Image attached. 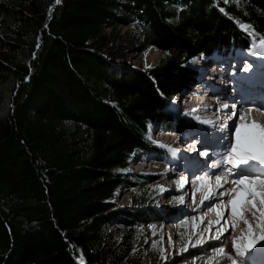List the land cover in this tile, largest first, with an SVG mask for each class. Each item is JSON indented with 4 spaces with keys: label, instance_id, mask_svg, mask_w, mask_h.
Segmentation results:
<instances>
[{
    "label": "trees",
    "instance_id": "obj_1",
    "mask_svg": "<svg viewBox=\"0 0 264 264\" xmlns=\"http://www.w3.org/2000/svg\"><path fill=\"white\" fill-rule=\"evenodd\" d=\"M121 26L155 66L106 51ZM256 45L264 0H0V264H158L135 252L143 216L111 201L152 182L128 160L157 151L149 124L185 127L166 106L187 61Z\"/></svg>",
    "mask_w": 264,
    "mask_h": 264
},
{
    "label": "bare ground",
    "instance_id": "obj_2",
    "mask_svg": "<svg viewBox=\"0 0 264 264\" xmlns=\"http://www.w3.org/2000/svg\"><path fill=\"white\" fill-rule=\"evenodd\" d=\"M159 54L160 52L152 47L148 49L144 55L146 66L151 67L155 65L159 58ZM259 54L264 53L253 51L249 53L250 56H243L241 53L238 55L235 54L229 62L227 58H222L224 61L222 64L225 65L226 71H229L228 67L230 68L231 64L236 68L241 63H246L248 65V69L253 68V71H251L249 75H242L236 70L232 75V78H237V83L234 84L235 86H241L240 83H243L244 91L247 88H250L252 92L258 96L255 102L258 103L257 105L259 106L256 107L260 108L261 110L259 111L255 107H250L246 110V115H248L250 118L246 117L242 121L240 126V134L242 140H249L257 145L258 154H264V67L260 68L261 66H264V55L260 56ZM218 59L219 58L217 57L211 58L202 63L197 60H192L191 64L198 65L197 69H200L201 67L202 70H205L204 68H206V65L209 62L213 61V63H215ZM211 69L213 70V67H211ZM212 70H209V72ZM225 98L228 99L227 96ZM243 99L251 100V96L245 93ZM184 102L186 104L182 107L179 105L180 103H178L177 99L171 100L169 104L171 103L176 108H178L177 106L179 105L181 109L185 110L187 114L196 115L198 118L196 122L201 123V127H203L204 131L210 133L216 139V141L222 144L223 142L221 141H225L226 137H228V133L219 129H221L222 123L227 121V115L230 113V110H227L223 105L219 106V103L216 100L213 101V105L215 106L214 108H212L209 103V105H207L206 108L202 110H197V105H195V102H193L191 99H186ZM219 113H221V115H219ZM222 134H225L224 137H220ZM153 137V139L159 142V144L167 145L165 142H163V138L158 137L156 133ZM197 137H199L198 134H188L184 136L183 139ZM229 152L230 146L228 148H224L220 154L221 156L226 155V157H228ZM175 156L176 154H172V157ZM138 161L139 159L136 160L134 164H137ZM148 162L150 163V170H153L155 165H153L151 161L148 160H145L144 164L138 165L136 170L142 171L145 167L148 168ZM229 165L230 163L227 162V159L221 162L220 168L218 170H214L211 174V177L213 178L212 181L194 182L197 188H195V191L191 192L185 203L188 206H191V209H189V215L196 214L202 209V207L206 209L207 213L205 218L199 221L198 228L204 227L206 224H210L209 222L211 221L210 229L214 230L218 226H221L223 221H225L226 231L223 234L222 239L227 240L226 253L233 258V262H235V264H244L245 258H247L248 255L243 254L240 256V254L234 250L233 246L234 242L235 244L243 242L247 245V233L249 226H251V228L254 226L258 233H260L258 224L261 223V211H264V187H261L259 184L251 185L250 182L253 179H262V177H264V165H260L256 161H250L249 164L242 165L240 170H238L239 172L244 175H248L249 173L252 174L249 176V180L244 185H238L235 183L236 180L240 179V177L236 174L225 175L224 171L220 170L222 166L225 167ZM168 166L169 165L166 164L163 167V170H165ZM217 176L221 177L219 185L217 184L216 180ZM162 179L163 178L159 180V185L166 184V182ZM199 187H201V190H198ZM251 190L256 192L255 196L251 195ZM207 195H211L209 200L205 199V196ZM234 199L237 201V216H233L231 211V201ZM214 208L216 209L215 211L213 210ZM217 211L220 213L219 216L217 215ZM169 218H174L177 221H186L182 219L183 213L181 212H178L175 217H171L169 214L155 216V219H158L159 221ZM245 220L248 221V224L244 223ZM254 232L255 231L252 230L253 235L256 237ZM228 233H230L229 236ZM242 237L245 239L242 240ZM256 238V242L248 250L250 252H256L254 258L264 255V247H261L264 241L260 240L258 237ZM255 245L256 247H253ZM251 264H264V261L256 260V263H254L252 260Z\"/></svg>",
    "mask_w": 264,
    "mask_h": 264
},
{
    "label": "rangeland",
    "instance_id": "obj_3",
    "mask_svg": "<svg viewBox=\"0 0 264 264\" xmlns=\"http://www.w3.org/2000/svg\"><path fill=\"white\" fill-rule=\"evenodd\" d=\"M225 1L229 2L230 0ZM129 30V27L127 26H121L113 32L106 28L105 32H110L109 47L114 46V48H108L106 51L118 52L120 55L118 56V62L123 64L127 69L149 68L150 66H146L144 61L145 54L143 55V60L140 61L132 50L133 37ZM253 50H258V52L264 53V49L258 45ZM161 54L162 53L160 52L159 58ZM232 66L233 65L231 64L230 68L228 67V70H230ZM211 67H207V70H212ZM171 103L168 108L166 106V111L172 116L176 115L201 128L200 125L197 124L198 122H196L198 119L196 115H187V113L184 112L185 110H182L179 106L180 104L177 106L178 108H176ZM173 122L174 121H172V123ZM171 126L174 125L171 124ZM150 131L151 127L149 124L146 135L148 140L154 138L153 135L150 134ZM224 135L225 134H222L220 137H224ZM154 144L156 143L154 142ZM141 156L142 155L140 154H133L130 156L127 166L128 177L131 178V174L150 173V169L147 167L142 171H137L136 169L139 164H132L133 161ZM143 157L153 158L157 157V155L150 153L148 155H143ZM142 164L143 163L140 165ZM154 165L153 171L155 174L165 172L163 170V163L158 162ZM189 187L192 192L197 188L195 183H190ZM176 191L177 190L168 187L167 184L159 185L158 180L148 184L146 187L139 186L134 188L130 192L120 189L111 200L115 205L114 209L129 214L136 213L143 216L142 219L144 220V224H141L138 227L141 242L138 241L135 244V252L137 253V256L146 258V254L149 253L150 249H156L160 255V262L158 264H232L233 258L226 253L227 240L222 239V236L226 231L225 221H223L221 226H218L214 230L210 229V224L198 228L199 221L205 218L207 211L200 210V214L197 212L196 214L189 215V206L185 203L186 201L182 196L179 197L176 195ZM166 194H170L172 198L166 199L164 197ZM178 212L183 213L182 219L186 221H177L174 218H169L165 219V221L168 220L170 222L162 223L158 219H155V216L164 214H169L171 217H175ZM108 228V233L109 231H113L115 229L114 224H110ZM252 230L255 231L254 233L256 234V237L259 238L260 233H258L254 226L252 227ZM229 234L230 233H228V236ZM236 245L240 250L237 251V247L234 246L233 248L240 254V256L243 254L248 255V257L245 258L244 264H250L249 261L252 263V260L254 263H256V260L264 261V255L254 258L256 252L248 251L250 247H246V244L243 242L237 243ZM263 245L264 243L261 247H264ZM253 247H256V245ZM219 249H223V251L220 252L218 251Z\"/></svg>",
    "mask_w": 264,
    "mask_h": 264
},
{
    "label": "snow or ice",
    "instance_id": "obj_4",
    "mask_svg": "<svg viewBox=\"0 0 264 264\" xmlns=\"http://www.w3.org/2000/svg\"><path fill=\"white\" fill-rule=\"evenodd\" d=\"M39 47V45H37ZM226 107V106H225ZM243 119V117H241ZM233 123H235L233 121ZM231 126L229 125V131ZM223 130V129H222ZM228 143L230 144V152L227 157V162L233 165H247L250 161H256L260 165H264V154H258L257 145L249 140H242L241 134H240V126H236V140L235 143H231V140L229 139ZM202 156L206 155V153H201ZM237 176L240 177V179L236 180L235 183L238 185H244L248 180L249 176L252 175L249 173L248 175H244L241 172L237 171L235 173ZM217 184L219 185L221 177H216ZM251 185L259 184L261 187H264V179H253L250 182ZM251 195L255 196L256 192L254 190H251ZM237 201L234 199L231 201L232 204V215L237 216L238 211L236 207ZM216 210L215 208L213 209ZM217 215L219 216L220 213L217 211ZM261 223L258 225L260 229V240H264V211H261ZM211 224V221L209 222ZM245 224H248V221H244ZM242 240L245 239L244 237L241 238ZM256 237L252 233L251 226L248 227V233H247V245L246 247H251L256 242ZM234 247H237V251H239V247L234 242ZM218 251L222 252L223 249H219ZM235 264V262H233Z\"/></svg>",
    "mask_w": 264,
    "mask_h": 264
}]
</instances>
